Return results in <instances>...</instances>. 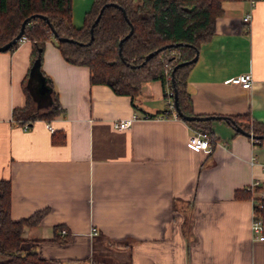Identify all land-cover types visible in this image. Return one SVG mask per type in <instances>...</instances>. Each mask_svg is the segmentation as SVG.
<instances>
[{
    "label": "crops",
    "instance_id": "obj_1",
    "mask_svg": "<svg viewBox=\"0 0 264 264\" xmlns=\"http://www.w3.org/2000/svg\"><path fill=\"white\" fill-rule=\"evenodd\" d=\"M92 1L72 0L75 26ZM30 52L26 39L0 51V179L11 184L12 219L47 208L39 224L21 233L41 257L264 264V240L250 230L253 197H264V140L237 133L221 117L211 119L212 149H196L189 142L193 127L161 114L170 109L159 80L144 82L133 100L116 94L90 83L88 67L67 62L53 37L45 42L40 69L64 111L24 128L12 109L25 104ZM243 72L252 74L250 88L230 81ZM187 89L195 114H248L264 123V0L222 3L214 34L188 72ZM132 115L127 128L113 126ZM53 130L63 135L61 143L52 142ZM236 190L250 196L236 198ZM55 225L65 230L57 240Z\"/></svg>",
    "mask_w": 264,
    "mask_h": 264
},
{
    "label": "trees",
    "instance_id": "obj_2",
    "mask_svg": "<svg viewBox=\"0 0 264 264\" xmlns=\"http://www.w3.org/2000/svg\"><path fill=\"white\" fill-rule=\"evenodd\" d=\"M224 1L228 0H93L84 13L82 24L75 26L72 22V0H0V45L13 38L21 22L28 18L21 37L31 43V64L38 59L39 69L45 42L53 37L67 62L88 67L90 83L108 85L116 94L128 95L133 100L144 82L159 80L163 89L167 87L172 91V96L175 88L180 110L194 115L187 89V75L194 62L173 68L179 62L191 59L198 53L200 45L214 34L215 20L222 13ZM103 5L91 38V23ZM130 29L131 33L121 43L120 55L119 40ZM58 37L72 40L62 41ZM20 38L7 50L16 47ZM156 49L159 50L145 59L146 54ZM40 73L50 87L48 104L41 109L36 106L26 85L27 74L23 81L25 104L12 109L14 121L30 125L37 119L49 121L63 113L48 77L41 69ZM161 114L170 115L169 112ZM223 119L231 126L239 125L258 137L253 139L264 140V123L251 119L248 114L223 116ZM185 121L193 128L208 131L214 138L211 119ZM63 140L61 132L53 130L52 142L61 143ZM234 196L249 197L250 193L236 190ZM257 199L253 197V200ZM259 201L262 206L254 201L253 214H259L264 221V197ZM10 204V181L0 179V264H109V258L97 254L85 260L41 257L33 246L34 241L28 244L21 233L25 225L39 224L47 208L36 210L24 218L12 219ZM61 228V225L54 226L55 240L59 239Z\"/></svg>",
    "mask_w": 264,
    "mask_h": 264
},
{
    "label": "water",
    "instance_id": "obj_3",
    "mask_svg": "<svg viewBox=\"0 0 264 264\" xmlns=\"http://www.w3.org/2000/svg\"><path fill=\"white\" fill-rule=\"evenodd\" d=\"M112 4L115 5V3H112ZM103 7H104V5L99 9V13L95 17L94 21L91 23V27H90V37L91 38L93 36V33H92L93 26H94L95 22L98 20ZM122 12H123L125 18H127L124 10H122ZM27 20H28V18H25L21 22L20 29L13 38H11L6 43L0 45V51L7 50L17 39H19L22 36L24 25H25ZM131 31H132V29H130L129 32L119 40L118 51H119L120 55H121V43L131 33ZM52 34L54 37H56V33L54 30H52ZM58 39L62 40V41H65V40L71 41L72 40V39L67 38V37H58ZM158 50L159 49H156V50L151 51L148 54H146L145 59H148L149 57H151ZM196 58H197V54H195L191 59H189L187 61L179 62L178 64H176L174 66L173 70L179 65L194 62L196 60ZM38 67H39V60L36 59L31 64V68L29 71V78L27 80L26 85H27V88L29 90V93H30L32 99L36 102V106L37 107H43V106L45 107L48 104L50 87L48 86V83L45 80V78L41 75L40 71L38 70ZM173 70L171 71V74H173ZM173 90H174V92H173V106H174V109H175L177 115L180 116L183 120L191 121V120L215 119V118H221V117L223 118V116H218V115H196V114L188 115V114H184L178 106L177 94H176L175 88ZM39 99H45V102H40ZM234 127H235L236 131H238L244 135H247L251 138H258L255 135H253L251 132H247L244 129H242L239 125H235Z\"/></svg>",
    "mask_w": 264,
    "mask_h": 264
},
{
    "label": "built area",
    "instance_id": "obj_4",
    "mask_svg": "<svg viewBox=\"0 0 264 264\" xmlns=\"http://www.w3.org/2000/svg\"><path fill=\"white\" fill-rule=\"evenodd\" d=\"M254 0H248L249 3H253ZM249 13H247L244 17L243 20H248L249 18ZM25 39L24 37H21L20 40ZM231 82L237 83L238 85H240L242 88H250L252 86L253 83V77L251 72H243L238 74L237 76H235L234 78H232L230 80ZM166 94L169 97V109L167 110L171 116L177 117V113L174 109L173 106V96H172V91L170 89H167ZM136 117V115H132L131 117L128 118H123V119H118V120H114L113 121V126L115 128H127L132 120ZM146 117V115H145ZM24 128H27L28 125L27 124H23L22 125ZM50 130H52V127L47 124L46 125ZM189 142L190 144L196 148V149H201V150H211L214 144L213 139L211 138L210 134L208 131L206 130H202V129H197V128H193L192 132L190 133L189 136ZM261 166L264 168V162L261 163ZM262 197V196H261ZM261 197H258L259 199ZM259 199L257 200H253V203L255 201V203L258 206H262ZM250 230L252 233V237L258 240H264V221L262 216H260L259 214L257 215H252V219H251V223H250ZM64 229H61V233H64ZM90 233L95 235L97 234V231L95 228H91Z\"/></svg>",
    "mask_w": 264,
    "mask_h": 264
},
{
    "label": "rangeland",
    "instance_id": "obj_5",
    "mask_svg": "<svg viewBox=\"0 0 264 264\" xmlns=\"http://www.w3.org/2000/svg\"><path fill=\"white\" fill-rule=\"evenodd\" d=\"M40 100V102H45V99H39ZM0 259H2V257H0ZM108 263H111V261L109 262V260H108Z\"/></svg>",
    "mask_w": 264,
    "mask_h": 264
}]
</instances>
